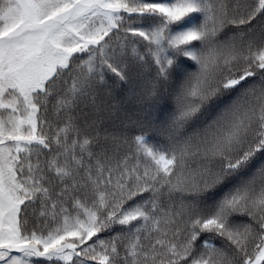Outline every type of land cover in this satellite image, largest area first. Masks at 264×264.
I'll return each instance as SVG.
<instances>
[{
    "label": "snow or ice",
    "instance_id": "6c2138e0",
    "mask_svg": "<svg viewBox=\"0 0 264 264\" xmlns=\"http://www.w3.org/2000/svg\"><path fill=\"white\" fill-rule=\"evenodd\" d=\"M0 264H264V0H0Z\"/></svg>",
    "mask_w": 264,
    "mask_h": 264
}]
</instances>
